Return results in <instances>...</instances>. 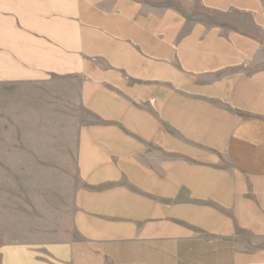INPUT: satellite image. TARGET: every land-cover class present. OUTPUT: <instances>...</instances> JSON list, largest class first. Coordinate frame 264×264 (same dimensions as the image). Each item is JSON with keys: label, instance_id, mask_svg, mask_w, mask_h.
Listing matches in <instances>:
<instances>
[{"label": "crops", "instance_id": "0c3cea01", "mask_svg": "<svg viewBox=\"0 0 264 264\" xmlns=\"http://www.w3.org/2000/svg\"><path fill=\"white\" fill-rule=\"evenodd\" d=\"M49 121L69 235L0 264H264V0H0V122Z\"/></svg>", "mask_w": 264, "mask_h": 264}, {"label": "rangeland", "instance_id": "374dc122", "mask_svg": "<svg viewBox=\"0 0 264 264\" xmlns=\"http://www.w3.org/2000/svg\"><path fill=\"white\" fill-rule=\"evenodd\" d=\"M73 122H0V245L69 235L78 176Z\"/></svg>", "mask_w": 264, "mask_h": 264}]
</instances>
